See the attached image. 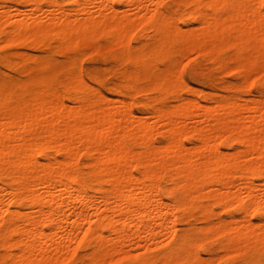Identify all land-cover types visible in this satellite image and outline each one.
<instances>
[{
	"label": "bare ground",
	"instance_id": "1",
	"mask_svg": "<svg viewBox=\"0 0 264 264\" xmlns=\"http://www.w3.org/2000/svg\"><path fill=\"white\" fill-rule=\"evenodd\" d=\"M0 264H264V0H0Z\"/></svg>",
	"mask_w": 264,
	"mask_h": 264
},
{
	"label": "rangeland",
	"instance_id": "2",
	"mask_svg": "<svg viewBox=\"0 0 264 264\" xmlns=\"http://www.w3.org/2000/svg\"><path fill=\"white\" fill-rule=\"evenodd\" d=\"M89 66L94 65V61H90V63L88 64ZM191 81H192V85L195 88L198 89H204L206 92H210L213 93L215 92V89L217 87L218 82L220 81V79L224 76V73L221 71H214L211 69H204V66H202L200 64V66L196 67L194 70L191 71ZM200 75V77H199ZM242 94L244 95V97H252L254 94H256V90L249 92L247 89L242 91ZM162 140L159 139V142H161ZM217 212L219 211V209H216ZM216 212V213H217ZM215 213V215H216ZM218 214V213H217ZM220 215H223L222 212H220ZM203 257H205V255H202Z\"/></svg>",
	"mask_w": 264,
	"mask_h": 264
}]
</instances>
